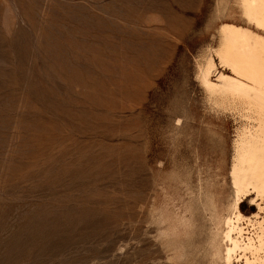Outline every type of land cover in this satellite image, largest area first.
Returning <instances> with one entry per match:
<instances>
[{
	"label": "rangeland",
	"instance_id": "374dc122",
	"mask_svg": "<svg viewBox=\"0 0 264 264\" xmlns=\"http://www.w3.org/2000/svg\"><path fill=\"white\" fill-rule=\"evenodd\" d=\"M223 22L237 0H0V264H223Z\"/></svg>",
	"mask_w": 264,
	"mask_h": 264
},
{
	"label": "bare ground",
	"instance_id": "6f19581e",
	"mask_svg": "<svg viewBox=\"0 0 264 264\" xmlns=\"http://www.w3.org/2000/svg\"><path fill=\"white\" fill-rule=\"evenodd\" d=\"M237 3L248 25L234 22L220 24V42L214 50L225 68L217 71L215 58L210 55L200 69V79L219 102H235L243 111L232 161L234 197L230 200L228 209L225 208L226 213L215 217L223 223V264H264V2L237 0ZM247 198H250V204L256 205L258 210L253 211L250 216L241 209L242 202ZM192 214L187 215L193 217ZM189 224L187 226H191ZM169 237L172 238V235ZM179 249L180 247L176 251ZM218 251L220 256L221 249Z\"/></svg>",
	"mask_w": 264,
	"mask_h": 264
},
{
	"label": "snow or ice",
	"instance_id": "6c2138e0",
	"mask_svg": "<svg viewBox=\"0 0 264 264\" xmlns=\"http://www.w3.org/2000/svg\"><path fill=\"white\" fill-rule=\"evenodd\" d=\"M262 2H264V0H262Z\"/></svg>",
	"mask_w": 264,
	"mask_h": 264
}]
</instances>
